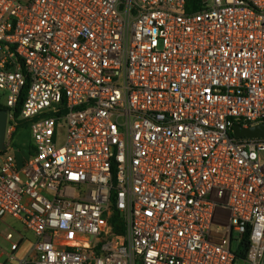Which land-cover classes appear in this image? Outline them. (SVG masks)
Returning <instances> with one entry per match:
<instances>
[{
    "label": "built area",
    "instance_id": "1",
    "mask_svg": "<svg viewBox=\"0 0 264 264\" xmlns=\"http://www.w3.org/2000/svg\"><path fill=\"white\" fill-rule=\"evenodd\" d=\"M0 93V264H264V0H0Z\"/></svg>",
    "mask_w": 264,
    "mask_h": 264
},
{
    "label": "rangeland",
    "instance_id": "2",
    "mask_svg": "<svg viewBox=\"0 0 264 264\" xmlns=\"http://www.w3.org/2000/svg\"><path fill=\"white\" fill-rule=\"evenodd\" d=\"M21 1L26 2L27 0ZM1 98V103L5 105L6 95L1 93ZM31 142V131L26 128L19 131L15 137V144L17 148L21 150V152H26ZM20 156L23 155L20 153ZM10 232L14 233L16 240L19 239L21 235L24 236V241L21 244L19 251L16 253V259L20 260L28 255L29 252H31L35 242V237L32 232L26 231L18 220L12 217L0 219V247H2L4 250L9 249V243L6 241V235Z\"/></svg>",
    "mask_w": 264,
    "mask_h": 264
},
{
    "label": "water",
    "instance_id": "3",
    "mask_svg": "<svg viewBox=\"0 0 264 264\" xmlns=\"http://www.w3.org/2000/svg\"><path fill=\"white\" fill-rule=\"evenodd\" d=\"M8 117V110L0 108V151L6 150ZM234 135L237 137H264V125L250 127L248 129L237 125L234 128Z\"/></svg>",
    "mask_w": 264,
    "mask_h": 264
},
{
    "label": "trees",
    "instance_id": "4",
    "mask_svg": "<svg viewBox=\"0 0 264 264\" xmlns=\"http://www.w3.org/2000/svg\"><path fill=\"white\" fill-rule=\"evenodd\" d=\"M1 93H0V108L1 109H4V110H8V108L5 106V105H3L2 103H1ZM22 106H23V99H21V101L19 102V104H18V106H17V108H16V110H15V117L18 119L19 117H20V113H21V109H22ZM24 128H26V129H29V124H28V122L27 121H20L19 122V126H18V128H17V131H16V133L14 134V136H13V140H14V145H15V147L17 148V146H16V144H15V137H16V135L19 133V131H21L22 129H24ZM18 149V148H17ZM20 150V149H19ZM21 151V150H20ZM110 224L113 226V228H114V230H115V232H117V233H121L122 232V221H121V219L119 218V214L115 211L114 212V214H113V216H112V219H111V221H110Z\"/></svg>",
    "mask_w": 264,
    "mask_h": 264
},
{
    "label": "crops",
    "instance_id": "5",
    "mask_svg": "<svg viewBox=\"0 0 264 264\" xmlns=\"http://www.w3.org/2000/svg\"><path fill=\"white\" fill-rule=\"evenodd\" d=\"M19 157H20V154H19ZM0 258H1V255H0Z\"/></svg>",
    "mask_w": 264,
    "mask_h": 264
}]
</instances>
